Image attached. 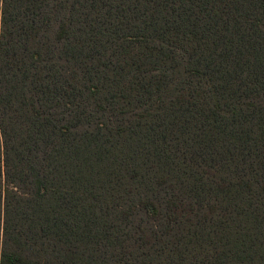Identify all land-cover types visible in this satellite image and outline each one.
I'll return each mask as SVG.
<instances>
[{
    "label": "trees",
    "instance_id": "obj_1",
    "mask_svg": "<svg viewBox=\"0 0 264 264\" xmlns=\"http://www.w3.org/2000/svg\"><path fill=\"white\" fill-rule=\"evenodd\" d=\"M2 156L0 264L263 258L264 0H0Z\"/></svg>",
    "mask_w": 264,
    "mask_h": 264
},
{
    "label": "rangeland",
    "instance_id": "obj_2",
    "mask_svg": "<svg viewBox=\"0 0 264 264\" xmlns=\"http://www.w3.org/2000/svg\"><path fill=\"white\" fill-rule=\"evenodd\" d=\"M0 166L2 167V176H0L2 179V182L3 184L5 183L4 181V171H5V167H4V162H3V156L0 158ZM3 196L0 198L1 200V203H0V206H1V209H0V214H1V223H0V250L2 251L3 248H4V241L6 238H8V241L10 242V245L11 244H14L15 243V238H12L10 237L11 236V230H9V234L6 235V230L8 229L7 228V223L5 222L6 220V217H7V213H6V210H5V187L3 188ZM18 222V221H17ZM9 227V226H8ZM12 227L16 228V224L15 222L12 224ZM158 229L160 230L161 228H165L164 226H159V225H155V224H152V223H149L147 224V229L148 231L150 232L152 229ZM155 241V240H154ZM139 243H141V241H139ZM152 243H147L146 244V249H148L150 251V254L149 256H147L146 254H143L142 252H136L133 257L130 256V263L131 264H136L137 261H140L142 264H145L146 263V259L148 258V264H157L158 261L161 262V264H171V256L170 255H167V252H168V246H166V250L161 253V256H159L160 252H157L156 249L158 247H152L151 246ZM152 247V248H151ZM35 253H44L45 249L43 248V246L41 244H36L35 246ZM205 253L207 254V250L205 251ZM261 253H264V252H261ZM159 258V260L157 259ZM247 264H264V257L261 258L259 257L255 262L253 260V262L251 263L250 261H247L246 262Z\"/></svg>",
    "mask_w": 264,
    "mask_h": 264
}]
</instances>
